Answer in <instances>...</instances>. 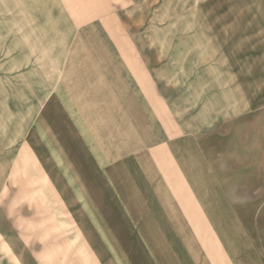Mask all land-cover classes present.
I'll use <instances>...</instances> for the list:
<instances>
[{
    "label": "rangeland",
    "instance_id": "rangeland-1",
    "mask_svg": "<svg viewBox=\"0 0 264 264\" xmlns=\"http://www.w3.org/2000/svg\"><path fill=\"white\" fill-rule=\"evenodd\" d=\"M120 19L128 20L131 32L119 30ZM217 19L219 48L207 27ZM103 22L117 32L101 36ZM113 35L133 41L140 57L154 62L151 71L169 107L185 118L192 139L205 136V168L213 173L203 174L201 151L193 143L188 153L197 175L192 179L204 189L201 195L226 250L236 264H264V0H0V89L4 84L18 88L20 70L28 69V88L40 86L46 94L55 63L60 62L59 82L66 83L68 68L82 75L85 66L69 65L65 58L83 63L91 54L98 56L99 41ZM29 95L28 123H36L42 98L35 91ZM13 98L18 103L20 97ZM71 99L80 116L74 132L79 153L87 145V98ZM28 152L26 181L24 175L17 179L13 160L17 176L6 194L13 202L7 226L12 238L0 239V264H23L22 256L33 264H87L81 227L63 224L71 215L59 206L68 193L52 189ZM84 178L87 174L61 177L75 188L76 217L87 213ZM21 214L24 221L27 214L28 224L20 223ZM45 218L55 224L58 218L60 226L38 224Z\"/></svg>",
    "mask_w": 264,
    "mask_h": 264
},
{
    "label": "crops",
    "instance_id": "crops-1",
    "mask_svg": "<svg viewBox=\"0 0 264 264\" xmlns=\"http://www.w3.org/2000/svg\"><path fill=\"white\" fill-rule=\"evenodd\" d=\"M116 21L121 23L119 30L131 32L127 19ZM108 27L101 23V36L117 32ZM207 27L219 48V19ZM111 37L99 41V55L91 54L83 63L75 56L65 58L69 65L85 66L82 75L68 68L66 83L59 82L60 62L55 63L46 94L43 87L28 88V69L20 70L23 82L18 88L4 84L0 89V239L12 238L7 226L12 224L13 202L6 194L17 176L12 173L13 160L18 161L17 179L24 175L26 181L30 148L41 176L55 192L68 193L59 206L71 215L63 224L81 227L87 264H236L221 242L201 195L204 189L192 179L197 175L188 153L193 143L201 151L198 165L203 174L213 173L205 168V136L191 138L185 118L169 107L168 95L156 86L154 62L140 57L139 46ZM33 91L42 99L36 103V123H28V96ZM76 96L87 98V145L79 153L74 132L80 116L71 99ZM13 97H20L18 103ZM86 174L82 192L87 202L82 207L87 213L76 217L75 188L67 187L61 177L74 180ZM21 217L20 223L28 224L27 214L26 221L24 214ZM38 224L60 226V221L45 218ZM26 257L21 263L33 264Z\"/></svg>",
    "mask_w": 264,
    "mask_h": 264
}]
</instances>
